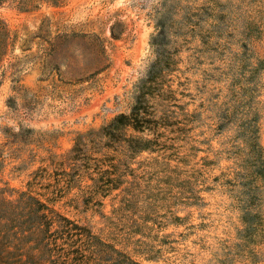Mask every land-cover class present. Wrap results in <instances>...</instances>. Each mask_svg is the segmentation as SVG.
Segmentation results:
<instances>
[{
  "label": "rangeland",
  "instance_id": "obj_1",
  "mask_svg": "<svg viewBox=\"0 0 264 264\" xmlns=\"http://www.w3.org/2000/svg\"><path fill=\"white\" fill-rule=\"evenodd\" d=\"M0 19L7 263L31 252L28 193L74 223L58 264H264V0H6ZM138 104L142 130L99 132Z\"/></svg>",
  "mask_w": 264,
  "mask_h": 264
},
{
  "label": "trees",
  "instance_id": "obj_2",
  "mask_svg": "<svg viewBox=\"0 0 264 264\" xmlns=\"http://www.w3.org/2000/svg\"><path fill=\"white\" fill-rule=\"evenodd\" d=\"M6 0H0V4ZM65 0H18V7L23 10H33L40 7L43 3L61 4ZM9 44V30L4 21L0 19V59L6 53ZM147 120L143 117L140 105H134L132 112L121 114L108 127L99 130L104 135L107 131H122L127 126L134 130H142ZM106 134H105V132ZM96 131L88 133L96 135ZM83 136H80L79 142ZM28 202L29 217L25 221L27 224L25 232L32 235L33 238L27 243V250L24 260L18 259L16 264H58V256L60 247L57 244L60 234L69 233L72 224L70 219L61 214H56L45 203L37 200L32 195L24 193ZM78 229V225H75ZM52 244H54L52 246ZM58 254V255H57ZM4 255L0 251V264H10L3 259Z\"/></svg>",
  "mask_w": 264,
  "mask_h": 264
}]
</instances>
